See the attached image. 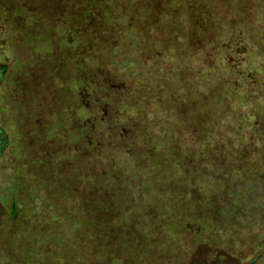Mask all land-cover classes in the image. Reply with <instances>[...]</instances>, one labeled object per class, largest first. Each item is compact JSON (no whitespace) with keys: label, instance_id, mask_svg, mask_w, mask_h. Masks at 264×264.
I'll return each mask as SVG.
<instances>
[{"label":"rangeland","instance_id":"374dc122","mask_svg":"<svg viewBox=\"0 0 264 264\" xmlns=\"http://www.w3.org/2000/svg\"><path fill=\"white\" fill-rule=\"evenodd\" d=\"M211 3L216 6L217 13L206 19L200 30L204 42L214 41L229 47V65L221 61L218 66L241 71L253 68L252 71L264 76V0H249L248 7L242 0H227L226 3L212 0ZM8 30L2 23L0 264H215V252V255L228 254L226 262L221 264H247L264 250V206L224 217L228 225L233 221L236 226V229H225L218 211L211 208L206 213L205 203L198 200L202 196L200 191H204L208 199L218 203L220 198L212 196L218 186L211 184L219 181V190L224 188L225 193L232 190L237 194L235 197L241 193L248 195L247 202L255 199V195H250L253 191L256 203L264 205V112L255 115L254 111H260L264 104V98L260 102L258 97L264 95L263 86V91H256L258 95L253 91L248 93L252 106L248 100L243 108L252 114L251 131L238 130L242 119L237 111L240 106L234 99L226 103L229 109L221 112L219 130L214 135L211 132L206 136L199 131L205 139L199 136L196 144L203 143L199 146L197 173L204 175L211 171L209 174L214 173L218 178L200 177L199 184L187 183L191 196L188 199L197 200L198 208L182 212L179 207L175 212L171 205L167 212H161L157 209V199L150 196L120 197L115 193L108 195L107 189L93 194L89 191L91 180L87 172L79 179H76L77 172L71 175L78 164L75 160L78 155L87 164L85 158L89 149L82 142L84 138L78 136L79 122H76L81 107L87 105L85 89L78 97L70 60L64 61L54 53L49 55V50L40 46L29 49L19 36L7 41ZM11 40L16 43L12 50L9 49ZM231 45L242 48H235V53L230 50ZM214 49L219 52L217 45ZM204 51L206 49L200 57ZM61 67L64 73L59 72ZM257 79L264 81L261 76ZM127 95L122 94V101ZM115 100L112 96L113 105ZM185 108L184 103L174 104L175 111ZM220 110L218 104L215 111ZM138 121L137 115H130L124 127L133 128L137 134ZM149 122L152 125L154 120L149 119ZM182 122L184 127L181 126L179 133L184 135L175 141L181 145L176 151L188 155V150L194 151V147L188 145L186 150L188 138L184 137L188 133L183 128L186 129L189 122ZM222 124L229 130L222 132ZM168 125L169 130H174L170 123ZM124 134L134 137L130 131ZM90 165V176L98 175L96 163ZM172 168L174 175L176 172ZM222 169L227 170L224 180L218 176ZM203 198L205 196L201 200ZM177 202L180 201L174 199V203ZM193 212H197L199 219ZM203 212L206 220L201 218ZM184 213L197 220L179 224L178 219H182ZM198 222L200 225L193 224ZM195 230L201 232L200 237L193 234ZM199 238L203 241L200 246ZM262 255L264 252L260 257ZM255 263L260 264L258 260Z\"/></svg>","mask_w":264,"mask_h":264},{"label":"trees","instance_id":"16d2710c","mask_svg":"<svg viewBox=\"0 0 264 264\" xmlns=\"http://www.w3.org/2000/svg\"><path fill=\"white\" fill-rule=\"evenodd\" d=\"M242 1L249 6V0ZM211 2L0 0V26L4 23L9 28L7 41L19 36L29 49L40 46L48 49L49 55H60L64 61L67 58L72 62V81L77 96L85 89L88 106L81 107L76 122H79L78 136L84 138L82 142L89 149L85 158L87 164L78 155L75 159L78 164H75L71 175L77 172L76 179H79L83 172H87L91 180V193L107 189L108 195L115 193L120 197L150 196L157 199V209L161 212H167L171 205L175 212L179 207L182 212L194 210L198 208V201L188 199L191 196L187 183L199 184L200 177H216L214 173L209 174L211 171L204 175L197 173L199 146L203 144L200 142L196 146L199 136L205 139L203 135L208 136L219 130V116L225 108L229 109L226 103H230L231 99L240 106L237 111L242 120L238 130H252L249 129L253 122L249 121L252 114L243 108L250 100L249 92L263 91L261 86L264 88V81L257 77L264 76L252 71L253 68L241 71L230 66H218L221 61L229 65V47L225 44L220 46L214 41L204 42L200 30L206 19L217 13L216 6ZM228 31L227 25V34ZM214 44L219 52L215 51ZM15 46V41L11 40L9 49ZM240 47L231 45L230 50L234 52L235 48L240 50ZM59 72H65L63 67ZM123 93L128 95L122 101ZM112 96L116 98V105L112 103ZM258 97L260 102L263 101L264 95ZM251 102H248L249 106H252ZM182 103L187 105V109L175 111L174 104ZM218 104L221 106L219 112L215 111ZM263 110L264 104L260 106V111L254 110L255 115ZM183 114H186L185 117L180 119ZM130 115H137L139 120L137 134L133 128L124 127V121ZM149 119L154 120L152 125ZM182 121L189 122L187 128H183L188 133L184 137L188 138L186 150L188 145L194 147V151L188 150V155L176 151L181 145L175 141L184 135L179 133L181 126L184 127ZM169 123L174 130H169ZM221 128L222 132L229 130L223 128V124ZM119 129L121 131L117 135ZM128 131L134 137L124 134ZM199 131L204 134L199 135ZM94 163L99 172L90 176V164ZM83 164L86 168L82 167ZM172 167L176 172L174 175ZM225 169L220 170L222 173L218 175L222 180L227 178L224 176L227 173ZM219 183L214 181L211 184L218 186L217 191L212 192V196L220 198L217 204L208 199L204 191H200L202 196L198 200L205 203L203 209L205 206L206 213L211 208L218 211V218L225 229H236V226L233 221L228 225L229 222L223 221L224 217L252 207L255 210L257 207L263 208V204L256 203V192H250L255 199L247 202L248 195L238 193L241 196L235 197L237 194L232 190L225 193L224 188L219 190ZM203 196L205 198L201 200ZM174 199L180 202L175 204ZM193 213L198 218L197 212ZM201 218L206 220V214ZM189 220L197 219H191L184 213L178 223H191ZM193 224L200 225L199 222ZM193 234L200 237L201 232L195 230ZM202 242L199 238V246ZM262 252L247 264H254L257 260L264 264V255L260 257ZM215 254V264L226 262L225 258L229 257L227 253ZM196 262L199 263V260Z\"/></svg>","mask_w":264,"mask_h":264}]
</instances>
